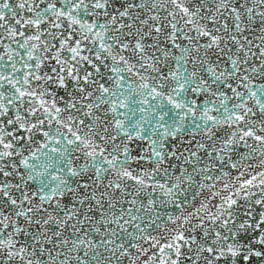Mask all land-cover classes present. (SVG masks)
Segmentation results:
<instances>
[{
    "label": "snow or ice",
    "instance_id": "snow-or-ice-1",
    "mask_svg": "<svg viewBox=\"0 0 264 264\" xmlns=\"http://www.w3.org/2000/svg\"><path fill=\"white\" fill-rule=\"evenodd\" d=\"M0 264H264V0H0Z\"/></svg>",
    "mask_w": 264,
    "mask_h": 264
}]
</instances>
